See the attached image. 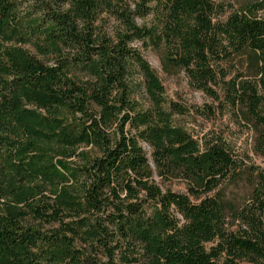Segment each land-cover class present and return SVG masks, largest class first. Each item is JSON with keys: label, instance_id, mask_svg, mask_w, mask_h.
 I'll return each mask as SVG.
<instances>
[{"label": "trees", "instance_id": "trees-1", "mask_svg": "<svg viewBox=\"0 0 264 264\" xmlns=\"http://www.w3.org/2000/svg\"><path fill=\"white\" fill-rule=\"evenodd\" d=\"M133 4L0 0V264H264V173L175 123L184 108L131 45L165 46L214 96L235 62L226 100L264 155V0L224 20L214 0Z\"/></svg>", "mask_w": 264, "mask_h": 264}, {"label": "rangeland", "instance_id": "rangeland-1", "mask_svg": "<svg viewBox=\"0 0 264 264\" xmlns=\"http://www.w3.org/2000/svg\"><path fill=\"white\" fill-rule=\"evenodd\" d=\"M134 1L127 0L131 9L134 7ZM250 1L252 0H214L215 19L224 20L229 13ZM263 13L259 11L257 15ZM153 19L152 14L143 18L135 17L138 24L148 23ZM97 23L103 31L109 34H112L113 30L119 26V22L108 15L102 17ZM145 42L136 40L131 45L141 51L143 57L159 77L164 88L166 101L174 102L184 108L183 114L174 115L175 123L185 127L197 138L204 135L221 137L238 160H243L246 165H253L264 173V155L257 151L259 149L255 144V137L250 124L242 118L239 110L228 103L225 96L224 82L232 76L238 75L237 64L235 62L220 64L222 72L218 73L217 83L210 84L216 94L214 96L193 87L184 70L163 65L165 46H154L148 41ZM24 46L34 53V49L30 45ZM222 74L225 76L223 77ZM137 78V75L134 74V80L137 81ZM155 181L162 188L169 187L177 192H185L184 183L180 180H173L164 184L155 177ZM243 190V184H240L239 187L232 184L227 187V191L236 196L239 201L246 199Z\"/></svg>", "mask_w": 264, "mask_h": 264}]
</instances>
